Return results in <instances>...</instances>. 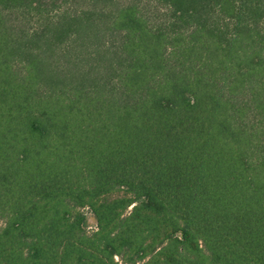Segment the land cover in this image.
<instances>
[{"label": "trees", "instance_id": "16d2710c", "mask_svg": "<svg viewBox=\"0 0 264 264\" xmlns=\"http://www.w3.org/2000/svg\"><path fill=\"white\" fill-rule=\"evenodd\" d=\"M0 264H264V0H0Z\"/></svg>", "mask_w": 264, "mask_h": 264}, {"label": "rangeland", "instance_id": "374dc122", "mask_svg": "<svg viewBox=\"0 0 264 264\" xmlns=\"http://www.w3.org/2000/svg\"><path fill=\"white\" fill-rule=\"evenodd\" d=\"M94 228H95V221L91 217L89 224H88V227H87V230H88V232H92V230H94Z\"/></svg>", "mask_w": 264, "mask_h": 264}]
</instances>
